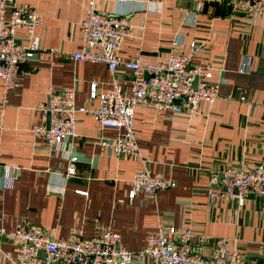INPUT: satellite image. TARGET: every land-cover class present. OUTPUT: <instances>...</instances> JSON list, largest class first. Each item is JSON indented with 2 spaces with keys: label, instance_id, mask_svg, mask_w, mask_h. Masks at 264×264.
Wrapping results in <instances>:
<instances>
[{
  "label": "crops",
  "instance_id": "crops-1",
  "mask_svg": "<svg viewBox=\"0 0 264 264\" xmlns=\"http://www.w3.org/2000/svg\"><path fill=\"white\" fill-rule=\"evenodd\" d=\"M231 1L94 0L98 9L123 15L132 25L119 47L122 59L138 53L141 61L152 62L170 52L173 41L185 51L194 40L206 54H195L193 63L210 67V81L222 82L206 116L139 105L133 121L139 153L116 157L101 143L115 130L100 128L86 113L75 112V136L56 147L31 131L45 126L36 104L46 102L49 90L73 87L75 108L91 107L90 85L99 92L112 77L102 64L69 57L79 49L88 0H14L40 14L39 44L59 56L46 50L21 63L10 91L0 80V164L19 168L11 188L2 187L0 169V227L36 225L53 239L76 230L91 237L108 227L132 253L158 226L189 228L205 239V255L215 239L227 237L246 262L264 264V197L249 195L241 206L232 201L211 206L205 193L211 169L250 167L264 153V14L247 17L232 9ZM15 36L24 39L21 29ZM113 76L127 84L130 73L118 69ZM206 108L200 103L201 111ZM68 155L76 157L75 171L64 176ZM141 159L151 174L161 173L175 186L128 199L129 180L142 168ZM12 255L11 243L1 241L0 264H12Z\"/></svg>",
  "mask_w": 264,
  "mask_h": 264
},
{
  "label": "built area",
  "instance_id": "built-area-1",
  "mask_svg": "<svg viewBox=\"0 0 264 264\" xmlns=\"http://www.w3.org/2000/svg\"><path fill=\"white\" fill-rule=\"evenodd\" d=\"M231 8L250 17L264 14V0H232ZM40 14L30 5L0 0V80L4 91L12 90L17 83L19 65L32 61L38 52L48 50L55 57L59 53L45 49L39 44L37 27ZM21 29L22 41L15 33ZM79 49L69 55L72 61H89L102 64L112 77L102 90L89 87L91 107L75 108L73 87L60 91L49 90L46 102L40 101L36 109L44 116L48 112L49 125H34L32 133L42 137L50 146L56 147L75 136V112L90 115L100 128L115 130L111 138L102 139L109 154L116 157L135 156L139 153L133 129L134 111L142 104L156 111L185 112L188 116H206L218 97L221 81H210L211 69L193 63L195 54L206 51L196 41H190L186 50L179 49L180 42H172V50L152 62H143L136 53L124 60L119 55L121 42L132 33V25L123 15L98 9L94 0H88L85 15L80 22ZM130 73L127 84L113 76L118 70ZM245 69V64L241 65ZM181 101V102H180ZM200 103L206 110L199 109ZM264 104V90H263ZM64 176L75 171L76 157L67 156ZM142 168L137 169L129 180L128 199L136 193L152 197L155 193L175 186V182L161 173L151 174L141 159ZM1 184L11 188L19 168L0 164ZM81 194H85L80 192ZM206 197L211 206L220 201H232L243 205L249 195L264 197V153L258 163L246 167H226L208 172ZM11 243L12 264H131L146 256L148 264H250L229 238L219 237L211 245V252L201 251L205 239L194 235L189 228L167 229L158 226L150 231L142 248L136 253L120 243V235L108 227L98 234L83 238L79 230L66 239H53L36 225H23L6 230L0 227L1 241Z\"/></svg>",
  "mask_w": 264,
  "mask_h": 264
},
{
  "label": "water",
  "instance_id": "water-1",
  "mask_svg": "<svg viewBox=\"0 0 264 264\" xmlns=\"http://www.w3.org/2000/svg\"><path fill=\"white\" fill-rule=\"evenodd\" d=\"M181 102V101H180ZM47 104V102H46ZM48 118H49V115H48V112L46 113L45 115V127L48 128V125H49V121H48Z\"/></svg>",
  "mask_w": 264,
  "mask_h": 264
}]
</instances>
